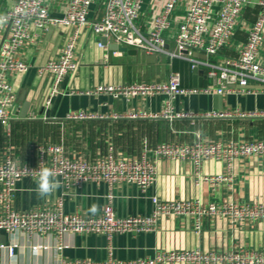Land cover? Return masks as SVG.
<instances>
[{"label":"built area","instance_id":"built-area-1","mask_svg":"<svg viewBox=\"0 0 264 264\" xmlns=\"http://www.w3.org/2000/svg\"><path fill=\"white\" fill-rule=\"evenodd\" d=\"M144 1L107 0L105 12L100 18L91 17L94 0H69L61 16H52L45 0H16L11 9L0 13V231L30 236L54 234L57 238L67 233L102 234L111 243L118 234L156 230L159 219L164 216L190 215L195 218L198 231L204 221L211 217L222 216L239 223L264 221V203L259 201L205 202L200 198L163 200L154 194L150 196L153 204L150 214L122 215L116 212L114 204L116 190L124 185H133L147 193L157 181L156 161L160 158L190 160L196 166H201L205 160H221L226 163L227 172L204 179L215 185L230 180L236 159L264 158V138L224 141L198 136L192 142L164 140L147 145L138 155H117L114 145L108 143L95 156L84 157L69 151L63 142H42L32 137L24 156H19L13 141L11 121L13 114L20 112L21 107L11 75L31 67L18 56L19 49L31 38V26L43 30L54 24L74 27L58 55L38 68L39 74L48 76L52 82L47 105L51 104L56 94L62 92L61 83L65 77L78 67L77 44L85 27H90L95 35L119 46L135 48L147 54L184 58L192 68H205L209 84L203 87L184 86L180 72L175 71L166 80L100 83L90 90L79 92L128 101H140L160 94L168 96L166 109L151 113V116L172 119L193 115L175 111L170 100L178 95H224L232 85L245 88L251 81L264 84V0H184L186 13L178 26L174 49L168 47L164 32L170 27L171 17L180 0H166L149 31H144L136 22ZM253 2L257 7L256 18L247 29L244 46L237 54L227 55L223 60H210V56L217 55L222 47L230 43L239 17L245 7ZM98 46L107 45L100 39ZM193 52L204 53L207 59L193 56ZM228 114L231 113L223 110L202 113L205 116ZM102 116L91 110H77L70 111L67 118ZM44 168L53 171L55 179L60 181V187L27 209L18 208L16 195L19 183L27 178L38 181L39 173ZM89 184L107 187L106 201L101 210L96 213L68 210L66 199ZM17 246L16 243L7 245L10 256L15 254ZM62 247L63 244H60ZM109 253L106 259L98 262L76 258L64 259V264H264V249L243 247L228 250H204L201 247L160 249L153 257L120 259L113 256V246L109 244Z\"/></svg>","mask_w":264,"mask_h":264},{"label":"crops","instance_id":"crops-1","mask_svg":"<svg viewBox=\"0 0 264 264\" xmlns=\"http://www.w3.org/2000/svg\"><path fill=\"white\" fill-rule=\"evenodd\" d=\"M15 1L0 0V13L11 9ZM106 1L94 0L92 18L103 16ZM68 2L45 0L52 16H61ZM165 2L144 1L143 9L136 19L144 31L151 29L154 17L161 12ZM256 12L254 2L245 7L235 25L230 43L222 47L217 55L210 56V60H223L227 55L237 54L246 42L247 29L255 20ZM185 13V2L180 0L171 17L170 27L164 32L171 49L175 48L174 39ZM31 30V38L18 51L19 58L31 67L11 75L18 93L20 110L25 100L31 102L26 118L19 117L18 112L13 114L11 121L13 141L19 156H24L32 137L42 142H63L69 151L84 157L95 156L108 143L114 145L117 155H138L147 145L164 140L192 142L198 136L224 141L264 138V84L256 81H251L245 88L230 86L224 94L223 111L231 114L225 116L202 115L217 110L214 108V94L178 95L170 100L175 111L193 115L170 119L151 116V113H160L166 109L169 98L165 94L128 101L106 95L79 93L100 83L166 80L175 71L180 72L184 86L201 87L194 85V68L187 59L156 54L157 59L149 60L147 57L153 54L142 50L131 54L112 50L108 46L100 47L98 41L102 38L95 35L90 27L83 28L78 39L77 69L65 77L61 83L62 92L56 94L51 104L47 105L52 82L48 76L40 75L38 68L58 55L74 27L54 24L47 30L35 26H31ZM192 55L196 56L194 52ZM199 77H203V86L209 84L205 68ZM77 110H91L103 116L67 118L70 111ZM133 113L138 116H131ZM156 163L157 181L147 193L133 185H124L116 190L114 204L118 214H150L153 210L150 196L154 194L163 200L200 198L205 202L234 200L264 203L263 157L236 159L232 179L217 185L204 177L227 172L224 161L205 160L201 166H196L190 160L160 158ZM37 188L36 180L27 178L21 181L16 195L17 207L27 209L41 201L45 196H40ZM106 194L105 185L89 184L66 199V208L70 211L96 213L105 203ZM2 235L6 236L4 244L1 243ZM10 243L18 245L13 256L7 250ZM60 244H63L62 248ZM109 244L113 246V256L120 259L153 257L160 249H264V221L239 223L222 216L211 217L204 221L198 231L195 218L190 215L164 216L159 219L156 230L118 234L111 243L102 234L67 233L57 238L54 234L30 236L0 231V264H64V259L76 258L98 262L110 255Z\"/></svg>","mask_w":264,"mask_h":264},{"label":"water","instance_id":"water-1","mask_svg":"<svg viewBox=\"0 0 264 264\" xmlns=\"http://www.w3.org/2000/svg\"><path fill=\"white\" fill-rule=\"evenodd\" d=\"M102 42L103 44L107 45L110 49L112 50H119L121 52H128L131 54H136L138 52L137 49L135 48H129L127 46H119L116 43L113 42H108L107 38L103 37L102 38ZM196 56L201 57L203 59H207V55L204 53H195ZM149 60H155L158 58V56L156 54L153 55H149L147 57ZM204 73V67L203 66H198L196 68H194V85L195 86H203V77H199V74H203ZM213 100H214V108L217 110H223L224 108V95L222 94H214L213 95ZM31 108V102L25 100L24 105L22 107V109L20 110L19 117L21 118H26L27 114L29 113ZM6 242V236L2 235L1 236V243H5Z\"/></svg>","mask_w":264,"mask_h":264},{"label":"clouds","instance_id":"clouds-1","mask_svg":"<svg viewBox=\"0 0 264 264\" xmlns=\"http://www.w3.org/2000/svg\"><path fill=\"white\" fill-rule=\"evenodd\" d=\"M60 187V181L55 179L51 169L44 168L39 173L37 192L40 196H49Z\"/></svg>","mask_w":264,"mask_h":264}]
</instances>
